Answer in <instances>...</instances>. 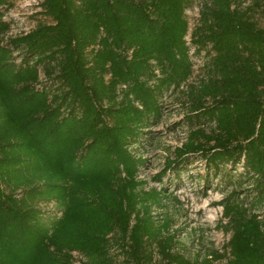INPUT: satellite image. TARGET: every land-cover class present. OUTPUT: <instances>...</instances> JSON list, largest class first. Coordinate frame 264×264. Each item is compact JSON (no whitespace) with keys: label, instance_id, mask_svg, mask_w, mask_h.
Returning <instances> with one entry per match:
<instances>
[{"label":"trees","instance_id":"trees-1","mask_svg":"<svg viewBox=\"0 0 264 264\" xmlns=\"http://www.w3.org/2000/svg\"><path fill=\"white\" fill-rule=\"evenodd\" d=\"M8 1L0 264H75V254L79 264H264V216L253 213L264 204V29L249 9L201 0L189 33L194 0H43L50 23L5 39ZM191 48H209L197 84ZM175 94L188 135L155 180L199 161L230 187L217 204L229 239L204 258L177 250L169 219L152 213L166 197L138 177L146 160L135 146ZM50 203L57 217L38 207Z\"/></svg>","mask_w":264,"mask_h":264},{"label":"rangeland","instance_id":"rangeland-1","mask_svg":"<svg viewBox=\"0 0 264 264\" xmlns=\"http://www.w3.org/2000/svg\"><path fill=\"white\" fill-rule=\"evenodd\" d=\"M42 2L43 0H9L8 4L1 7L4 20L11 24L5 39L27 34L39 24L50 23L42 14ZM200 3L201 0H194L192 7L186 11L189 33L197 25ZM239 4L242 9H249L250 17L264 29V0H240ZM186 39L189 42V35ZM208 51L209 48L197 53L191 48L190 56L194 72L188 81L189 84H197L206 75L204 65L210 59ZM182 103L180 94L167 95L163 99L161 121L146 130V133L151 135H144L141 145L135 146L146 160L138 177L145 181L146 190H162L163 196L166 197L163 200L165 207L154 209L152 213L159 221L169 219L170 231L176 234L177 250L192 259L196 255L204 258L209 252L222 253L229 239V235L218 228L220 222L222 225L226 223L222 221V208L217 206L230 192L225 179H213L211 173L206 175L203 163L196 161L192 166L189 165L179 172L178 176L168 173L161 182L155 180V176L164 168L166 157H172L174 150L181 147L187 139L188 129L183 127L185 107ZM173 124L180 126L173 127ZM240 172H242L241 168L237 173ZM245 189L246 187H243L239 190ZM242 194L240 192V197ZM38 207L47 217L59 215L58 208L52 203L40 204ZM253 213L264 216V204L257 206ZM74 259L75 264L81 262V258L76 254ZM156 261H158L157 257Z\"/></svg>","mask_w":264,"mask_h":264}]
</instances>
